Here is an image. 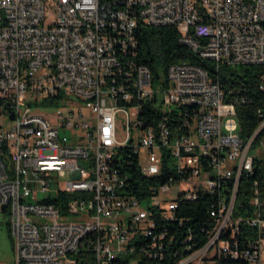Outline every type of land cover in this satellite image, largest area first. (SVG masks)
Listing matches in <instances>:
<instances>
[{
	"label": "built area",
	"instance_id": "2783aa9c",
	"mask_svg": "<svg viewBox=\"0 0 264 264\" xmlns=\"http://www.w3.org/2000/svg\"><path fill=\"white\" fill-rule=\"evenodd\" d=\"M140 25L176 28L200 62L173 63L153 83ZM253 65L264 66V0H0V212L15 264L162 260L159 222L201 194L217 198L216 225L178 264H264L258 181L237 208L241 180L264 161V104L243 138L237 108L248 98L219 81L222 67ZM62 195L65 210L52 203Z\"/></svg>",
	"mask_w": 264,
	"mask_h": 264
},
{
	"label": "trees",
	"instance_id": "16d2710c",
	"mask_svg": "<svg viewBox=\"0 0 264 264\" xmlns=\"http://www.w3.org/2000/svg\"><path fill=\"white\" fill-rule=\"evenodd\" d=\"M140 41L139 60L151 71L153 83L164 78L169 65L187 60L199 63L196 55L179 42V33L174 27H151L140 25L138 28ZM205 65V64H204ZM212 73H215L212 70ZM264 74V66L222 67L219 73L222 85L227 88L240 87L248 98L245 105L238 106V120L241 136L248 138L259 126L258 109L263 107L264 94L260 90V76ZM255 176H248L241 180L242 190L238 194L237 208L250 206L253 190L250 189L254 181L259 182V190L264 191V161H257ZM248 189L245 192L243 189ZM264 196V195H263ZM68 198L62 195L61 200H52L57 207L65 210ZM217 204L216 196L201 194L195 202H183L176 212L173 221L159 222L158 232L166 231L164 258L162 260H139L138 264H178L192 253L203 248L209 241L215 228V221L211 217V206ZM236 210V212L238 211ZM243 210V209H242ZM251 213L252 210L249 209ZM118 259L113 264H120ZM147 262V263H145ZM217 264H243L241 261L229 259L220 260Z\"/></svg>",
	"mask_w": 264,
	"mask_h": 264
},
{
	"label": "rangeland",
	"instance_id": "374dc122",
	"mask_svg": "<svg viewBox=\"0 0 264 264\" xmlns=\"http://www.w3.org/2000/svg\"><path fill=\"white\" fill-rule=\"evenodd\" d=\"M117 127L119 128V139L123 140L124 129H122L120 122H117ZM61 134H64L63 130ZM65 134L69 135L70 132L66 131ZM68 179L69 176H62L56 180L54 185L56 188L63 189ZM72 219L62 218L61 222H69ZM10 223V217L0 212V264H15L14 240L10 233Z\"/></svg>",
	"mask_w": 264,
	"mask_h": 264
},
{
	"label": "bare ground",
	"instance_id": "6f19581e",
	"mask_svg": "<svg viewBox=\"0 0 264 264\" xmlns=\"http://www.w3.org/2000/svg\"><path fill=\"white\" fill-rule=\"evenodd\" d=\"M220 81V78H219ZM196 112V103H187L184 106V118H193V113ZM23 214H14L13 228L14 230H22ZM123 259V254H110L108 256V264H113L118 259ZM225 259L232 261L239 260V256H225Z\"/></svg>",
	"mask_w": 264,
	"mask_h": 264
},
{
	"label": "water",
	"instance_id": "95a60500",
	"mask_svg": "<svg viewBox=\"0 0 264 264\" xmlns=\"http://www.w3.org/2000/svg\"><path fill=\"white\" fill-rule=\"evenodd\" d=\"M6 207H4V209H5Z\"/></svg>",
	"mask_w": 264,
	"mask_h": 264
}]
</instances>
